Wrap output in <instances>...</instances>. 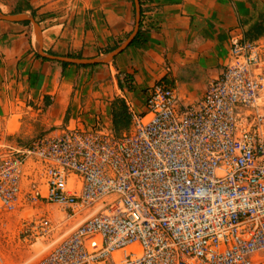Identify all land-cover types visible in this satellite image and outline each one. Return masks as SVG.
Here are the masks:
<instances>
[{
  "label": "built area",
  "instance_id": "2783aa9c",
  "mask_svg": "<svg viewBox=\"0 0 264 264\" xmlns=\"http://www.w3.org/2000/svg\"><path fill=\"white\" fill-rule=\"evenodd\" d=\"M127 107L119 135L0 134V264H264V36L198 100L161 81Z\"/></svg>",
  "mask_w": 264,
  "mask_h": 264
},
{
  "label": "crops",
  "instance_id": "0c3cea01",
  "mask_svg": "<svg viewBox=\"0 0 264 264\" xmlns=\"http://www.w3.org/2000/svg\"><path fill=\"white\" fill-rule=\"evenodd\" d=\"M0 14L15 18L0 17V134L20 114L32 140L113 127L115 100L143 112L139 95L146 103L161 81L194 102L223 72L232 36H264V0H0Z\"/></svg>",
  "mask_w": 264,
  "mask_h": 264
},
{
  "label": "rangeland",
  "instance_id": "374dc122",
  "mask_svg": "<svg viewBox=\"0 0 264 264\" xmlns=\"http://www.w3.org/2000/svg\"><path fill=\"white\" fill-rule=\"evenodd\" d=\"M138 97V96H137ZM145 97L146 94H140L139 98H140V102L138 104L139 108L142 109V107L145 104ZM138 106V105H137ZM21 119H20V114H17L15 116H13L9 121H8V125H9V129L7 131H4V134L13 141H16L17 143H28L30 142L32 139L31 138H27L26 136L23 135V132L21 131V129L19 128ZM1 130V127H0ZM17 242L20 243L22 242V240L20 239V237L18 236V232H17ZM19 245V244H18ZM38 246V245H37ZM16 247V246H15ZM36 249V246L33 247H29V249H22V247L19 246V249L17 251V257H14V261L15 262H20L21 260L25 259L26 257H28L31 253H33V249ZM13 249V247H12ZM17 249V248H16Z\"/></svg>",
  "mask_w": 264,
  "mask_h": 264
},
{
  "label": "trees",
  "instance_id": "16d2710c",
  "mask_svg": "<svg viewBox=\"0 0 264 264\" xmlns=\"http://www.w3.org/2000/svg\"><path fill=\"white\" fill-rule=\"evenodd\" d=\"M142 32L139 31L133 41V43L140 38ZM132 43V44H133ZM113 129L116 134H121L123 131L129 128L131 123V116L128 112L127 105L124 100L117 99L113 104Z\"/></svg>",
  "mask_w": 264,
  "mask_h": 264
},
{
  "label": "water",
  "instance_id": "95a60500",
  "mask_svg": "<svg viewBox=\"0 0 264 264\" xmlns=\"http://www.w3.org/2000/svg\"><path fill=\"white\" fill-rule=\"evenodd\" d=\"M0 17L9 18V19H15L14 17L3 16L2 14H0ZM130 42H131V41H130ZM130 42H127L126 45H128Z\"/></svg>",
  "mask_w": 264,
  "mask_h": 264
}]
</instances>
